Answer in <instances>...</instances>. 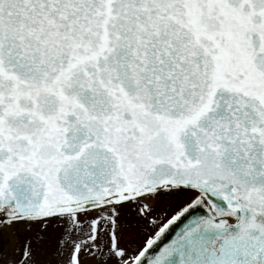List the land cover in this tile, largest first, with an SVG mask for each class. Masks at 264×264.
Listing matches in <instances>:
<instances>
[{
	"label": "snow or ice",
	"instance_id": "snow-or-ice-1",
	"mask_svg": "<svg viewBox=\"0 0 264 264\" xmlns=\"http://www.w3.org/2000/svg\"><path fill=\"white\" fill-rule=\"evenodd\" d=\"M0 264H264V0H0Z\"/></svg>",
	"mask_w": 264,
	"mask_h": 264
}]
</instances>
